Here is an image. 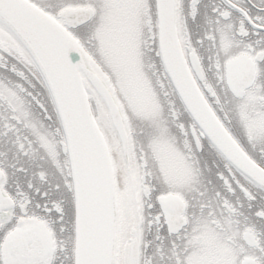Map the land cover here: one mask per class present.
Wrapping results in <instances>:
<instances>
[{"label":"snow or ice","instance_id":"1","mask_svg":"<svg viewBox=\"0 0 264 264\" xmlns=\"http://www.w3.org/2000/svg\"><path fill=\"white\" fill-rule=\"evenodd\" d=\"M0 264H264V0H0Z\"/></svg>","mask_w":264,"mask_h":264}]
</instances>
